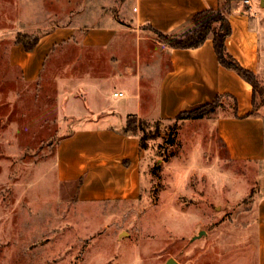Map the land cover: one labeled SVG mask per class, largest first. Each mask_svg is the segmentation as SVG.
I'll use <instances>...</instances> for the list:
<instances>
[{
    "label": "rangeland",
    "instance_id": "obj_1",
    "mask_svg": "<svg viewBox=\"0 0 264 264\" xmlns=\"http://www.w3.org/2000/svg\"><path fill=\"white\" fill-rule=\"evenodd\" d=\"M98 1L111 3L0 0V264H163L169 257L177 264H260L255 201L264 189V159H230L209 117L174 122L135 114L157 133L143 148L135 200L80 202L77 183L60 180L57 140L78 127H120L134 100L113 91L133 86L135 75L113 78L126 69L120 58L107 61L116 37L102 53L57 46L32 82L11 66L9 49L17 35L102 23L109 15ZM253 7L264 65V5L253 0ZM129 33L131 51L125 47L122 56L130 60L139 38ZM255 106L264 117L258 93Z\"/></svg>",
    "mask_w": 264,
    "mask_h": 264
},
{
    "label": "crops",
    "instance_id": "obj_2",
    "mask_svg": "<svg viewBox=\"0 0 264 264\" xmlns=\"http://www.w3.org/2000/svg\"><path fill=\"white\" fill-rule=\"evenodd\" d=\"M100 3L98 1V11L109 15L102 23L53 25L38 35L30 50H25L21 42L13 41L9 49L11 66L19 70L24 81L32 82L39 77L57 46L73 43L77 47L97 48L102 53L116 37L114 48L117 49L107 61L118 62L120 58L126 69L123 68L121 74L115 71L112 77L130 80L135 75L133 86L113 91L134 100V111L128 113L172 119L180 111L210 102L220 94L222 105L218 113L208 119L226 155L233 160L264 159V117L253 103L252 86L236 71L218 62L211 37L193 48L167 47L141 29L150 25L163 32H180L189 26L192 15L216 8L219 0H111L105 8ZM253 8V0H232L227 13L231 32L225 38V46L242 67L264 77L260 28ZM131 30L136 31L139 40L136 56H130L129 60L122 56V51L127 47L126 37ZM134 63L135 70L130 65ZM141 71L145 72L144 77ZM226 99L230 100L227 104ZM107 106L112 107L110 103ZM224 109L227 111L220 112ZM121 125L78 127L57 140L58 175L62 182L77 183L76 199L80 202L139 197L143 148L137 135L121 132ZM258 195L255 223L260 264H264V189Z\"/></svg>",
    "mask_w": 264,
    "mask_h": 264
},
{
    "label": "trees",
    "instance_id": "obj_3",
    "mask_svg": "<svg viewBox=\"0 0 264 264\" xmlns=\"http://www.w3.org/2000/svg\"><path fill=\"white\" fill-rule=\"evenodd\" d=\"M231 6L232 0H219L216 8H207L192 15L188 20L189 26L180 32H163L150 25H145L144 27L149 29L156 36V39L167 47L193 48L201 45L205 39L211 37L218 62L227 68L233 69L251 84L253 90V103L255 105L256 93L264 100V86L261 85L257 75L242 67L227 51L225 46V38L231 32V26L227 18V13L230 12ZM24 37L26 36L17 35L14 41L21 42L25 50H30L33 48L38 36H32L31 39H25ZM221 97L222 95L219 94L210 102L192 109L180 111L173 118L174 122L214 115L217 109L222 105ZM147 125L148 123L146 120L136 116L134 113H128L121 127V132L137 135L140 147L144 148L146 146V140L157 134H149L150 132L147 130ZM173 127L172 125L171 128L173 129ZM139 131L141 132L140 134H138ZM169 141H173V138H170Z\"/></svg>",
    "mask_w": 264,
    "mask_h": 264
},
{
    "label": "water",
    "instance_id": "obj_4",
    "mask_svg": "<svg viewBox=\"0 0 264 264\" xmlns=\"http://www.w3.org/2000/svg\"><path fill=\"white\" fill-rule=\"evenodd\" d=\"M259 5L263 6L264 0H259ZM202 233H203V230H201L198 235H201ZM163 264H177V261L174 258L169 257Z\"/></svg>",
    "mask_w": 264,
    "mask_h": 264
},
{
    "label": "built area",
    "instance_id": "obj_5",
    "mask_svg": "<svg viewBox=\"0 0 264 264\" xmlns=\"http://www.w3.org/2000/svg\"><path fill=\"white\" fill-rule=\"evenodd\" d=\"M122 92H114L113 94L114 95H116V94H118V95H120Z\"/></svg>",
    "mask_w": 264,
    "mask_h": 264
}]
</instances>
